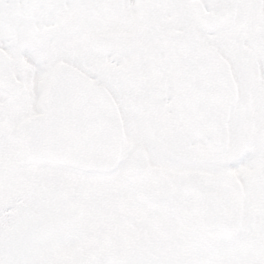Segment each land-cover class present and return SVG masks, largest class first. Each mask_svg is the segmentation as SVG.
<instances>
[{"label": "snow or ice", "instance_id": "1", "mask_svg": "<svg viewBox=\"0 0 264 264\" xmlns=\"http://www.w3.org/2000/svg\"><path fill=\"white\" fill-rule=\"evenodd\" d=\"M0 264H264V0H0Z\"/></svg>", "mask_w": 264, "mask_h": 264}]
</instances>
